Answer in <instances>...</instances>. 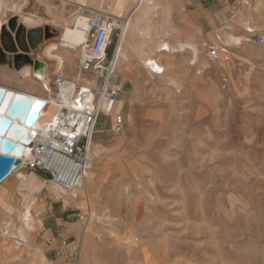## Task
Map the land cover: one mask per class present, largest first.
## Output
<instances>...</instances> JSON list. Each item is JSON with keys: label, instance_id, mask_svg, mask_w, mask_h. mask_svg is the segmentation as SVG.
I'll return each mask as SVG.
<instances>
[{"label": "rangeland", "instance_id": "1", "mask_svg": "<svg viewBox=\"0 0 264 264\" xmlns=\"http://www.w3.org/2000/svg\"><path fill=\"white\" fill-rule=\"evenodd\" d=\"M63 1L54 6L58 11L70 4ZM73 1L79 3L67 6L70 14L83 9L86 0ZM261 2L242 0L237 6L241 28H255L252 34L232 30L239 45L222 44L225 52L219 49L214 59L205 50L218 44L232 18L182 55L160 56L164 70L153 76L140 60L154 41L164 39L154 15L165 9L162 0H142L138 7L133 0L130 13L122 6H90L121 13L127 25L134 12L146 15L129 39L136 45L132 55L126 53L129 62L120 69L122 130L116 133L112 117L100 114L92 138L98 147L88 189L93 198L78 192L65 208L62 200L71 194L62 193L47 174L24 166L16 170L21 177L12 175L0 184V264H264ZM10 4L3 0L2 10L16 17L23 4ZM28 22L23 18L18 25ZM255 36L262 37L259 44ZM57 52L65 61V80L83 86L92 79L78 71L77 55L68 46L59 45ZM52 89L50 98L59 100ZM52 108H47L50 115ZM37 184L41 191L33 187ZM79 212L85 221L78 219ZM14 239L25 241L30 251L14 250Z\"/></svg>", "mask_w": 264, "mask_h": 264}, {"label": "built area", "instance_id": "2", "mask_svg": "<svg viewBox=\"0 0 264 264\" xmlns=\"http://www.w3.org/2000/svg\"><path fill=\"white\" fill-rule=\"evenodd\" d=\"M7 1L13 5L18 0ZM75 9L71 15L72 25L69 28L81 35L83 42L71 50L77 53L78 71L92 79L84 82V87L77 85L73 89L69 98L70 109L59 105L60 98L59 100L50 98L52 88L59 92L57 87L64 80L60 73L54 76L49 90L43 87L44 98L33 95L45 101V108L53 107L54 113L32 136L31 142L27 145V154L24 155V163L25 170L30 173L47 174L62 193L72 194L76 198L77 193L84 188L86 173L91 165L90 148L100 114L112 117V129L116 133L122 130L124 118L121 113L114 112V106L121 92V75L117 59L120 57V42L126 23L122 17L111 15L106 10ZM261 41V36H255L256 44ZM222 44L206 45L205 50L210 59L218 57L219 49L225 52ZM154 73L156 75L158 71ZM63 109L66 111L64 114ZM85 216L79 212L77 217L80 221H85ZM25 245L23 240L13 241L14 250L24 248Z\"/></svg>", "mask_w": 264, "mask_h": 264}, {"label": "crops", "instance_id": "3", "mask_svg": "<svg viewBox=\"0 0 264 264\" xmlns=\"http://www.w3.org/2000/svg\"><path fill=\"white\" fill-rule=\"evenodd\" d=\"M33 1L39 5L47 6L48 10L42 14L43 16L39 18L34 17L35 21L29 27L26 26L27 30L42 28L46 25L56 30L59 28L62 29L63 27H70L72 25V14H70V11L72 9L70 10L69 8L70 11L67 12V6L72 5L76 7L77 3H79L78 1L66 0L67 2L69 1L68 3L70 4L65 6L64 12H61L58 11L56 8L60 6L63 0ZM2 2L3 0H0L1 30L2 27L6 26L8 22L7 20H9L11 17H14V13L11 16H5V11H3L1 7ZM241 2L242 0H162L161 5L164 6L165 9H157V11L154 13V15L156 16L157 24L162 27V31L160 34L161 36L159 35V38L163 37L164 33L169 32V35L166 37V40L171 47L170 54L173 53L177 55H182L186 52V50H190L189 47H191V45L199 42L202 44V42L207 36V31L208 33L220 32L223 23L237 16V12L239 10L236 9ZM100 4L104 6L108 5L109 7H115V9L118 6H122L121 8H124V11L126 10L127 13H130L134 5L133 0H101L98 2H96L95 0H86L82 4V10L100 11V9L90 8V6L92 5ZM54 6H56V8ZM177 10L181 11L179 15L176 14ZM137 12L138 11L134 12L128 19V24H130V22H133V25H131L130 28H134V30H137L138 24L140 23L142 18L146 16ZM20 18L21 17H19V21L21 23L23 18ZM134 30H132L131 34H129V39L133 37L132 35ZM176 36L178 37V41L176 44H174V37ZM55 42L56 40L43 42V44H41L37 50L30 52L27 57L31 61V63L22 62L20 64H14L13 56L24 54H22L18 49L15 53H6L2 50L1 54L3 55V61L2 63H0V87H5V89L7 90L11 89V91L13 90L16 92H29L34 96L36 94V96L38 95L39 97L44 98L45 95L41 94V91L36 87L38 84H34L30 81V75L35 70L34 64L36 62L46 66L45 68H49L51 63L55 62L56 64V56L58 54L61 55V52H54V55H49L47 51H45L47 50L49 45ZM120 45L121 54L125 51L127 55H132L130 48L128 47V42L124 43L123 41ZM126 47H128L127 50ZM180 47H184L185 49L181 52L178 50ZM164 63L168 65L167 61ZM169 64H171V62ZM117 67L119 68V73L122 78L123 75L120 71L121 65H117ZM162 69L164 70V68ZM57 73H59V71L56 69H54L52 72L49 71L48 75L50 77V81L53 82L54 76ZM156 75L160 74L158 73ZM26 82L32 83L35 86L27 85ZM30 88H32L33 90H29ZM17 169L18 168H16V170ZM16 170L14 171V173H12V175L19 176L21 173H17L18 171ZM21 176L22 175H20V177ZM6 187H9V183ZM7 192L8 191H6L4 194H7ZM66 206H69V204H67Z\"/></svg>", "mask_w": 264, "mask_h": 264}, {"label": "bare ground", "instance_id": "4", "mask_svg": "<svg viewBox=\"0 0 264 264\" xmlns=\"http://www.w3.org/2000/svg\"><path fill=\"white\" fill-rule=\"evenodd\" d=\"M18 1L20 2V0H18ZM139 2H140V4H139ZM21 3L23 4V5H21V8H18L16 10V13L18 14L16 17V21L20 22L18 17L25 18L26 20H29L28 26L33 24V21H35L34 17L39 18V17L43 16L42 14L45 11L48 10L47 6L39 5L36 2H34L33 0H21ZM148 3L151 4L150 1H148ZM62 4H65L64 1H62ZM141 4H142V0L141 1L135 0V6L136 7L141 6ZM259 7L264 9V2L259 3ZM237 13H239V12H237ZM117 16L122 17V14L120 13ZM125 23H126V27L124 29V34L122 36L120 44L123 42V39H124V43L126 42L127 39L129 42V36H130L129 34H131V31L134 30V28L133 29L130 28L131 25H133V22H130V24H128V25H127V22H125ZM241 23H243V22L240 20V14H239L236 17H234L233 21L229 22L225 27H223L222 31L219 33L223 38L219 37L220 35H218V37H219L218 38V44H222V43L227 44L228 43L230 45L231 44L239 45L240 39L234 38L232 36V33L235 30H240L243 33H250V34L255 33V28L249 27L247 24H244L243 28H241L242 27ZM0 30H1V26H0ZM232 30H233V32H232ZM168 35H169V32L164 33V35H163L164 39L163 40L154 41L153 44H151V46L149 48V52L144 56V58L142 60H140V64H142V65L147 64V66H148L147 71H148V74L150 76L155 75L154 71L159 72L161 70V65L159 64V61H158L160 56H164L167 54L169 55L171 53L170 44L165 40ZM82 42H83V37L81 35L77 34L76 32H74L69 27H63L61 29L58 41L51 44V45L48 44L49 46H48L47 50H45V51H47V53L49 55H54V52L58 51L59 45L64 44V45L68 46L70 49L71 48L76 49L78 46H80L82 44ZM129 45H130L131 50H133L136 46L134 42H129ZM215 45H217V44L215 43ZM178 50L182 52L184 50V48L180 47ZM152 52L157 54V56L150 57ZM76 55H77V53H76ZM121 56H122V58H121ZM56 58H57L56 64H55V62L51 63L49 68H45L46 66H44L43 64H39L38 68L36 70H34L32 72V74L30 75L31 76L30 81L32 83L38 84L40 86L41 94L45 93V90L43 87H45L46 90H49V88L52 87L53 82L50 81V77L48 75L49 71L52 72L54 69H56L59 71V73L61 75H63V76L65 75L63 72V69L65 68V61L61 60L58 57V55L56 56ZM117 61H118L117 65H123V64H126L129 62V59H128V61L126 59V52L124 51L121 54V45H120V57L117 59ZM204 66H206V64H204ZM118 71H119V68H118ZM34 78H36L38 80H36ZM79 79H81V77L79 75H77L76 81ZM86 81H85V83H86ZM76 86H77L76 83L70 82V81L64 79L63 82L57 87V89L59 90L57 95L60 98L59 105H61L63 108H65V109L71 108V100L69 98H70V95L72 94L73 89ZM81 87H84V86H81ZM1 88L5 92L9 93L8 96L10 98H11L12 94H19L22 96L31 97L32 103L29 104V106H28L29 109L32 108L34 101H36V100L44 101L40 98L33 97V95L30 94L29 92L28 93L27 92H16L13 90L11 91V89H9V88H8L9 90L5 89V87L4 88L1 87ZM35 96H36V94H35ZM121 107H122V104L118 101L114 106V112H117L118 109H120ZM48 118L50 120L51 115L47 111V108H45L43 106L42 109L39 111L38 119L36 120L35 124L32 127H26L23 125V121L21 119H15V120L8 119L5 115V108L0 109V137L10 138V139L14 140L15 143H18L22 146L21 154H18L14 151L11 152V155L15 158V165L11 171L10 176L12 175V173H14L16 168H20V167L24 166V155L27 154V145L31 142L32 136L36 134V130L38 128H40V126L42 124L49 121V120H46ZM16 127H19V129H20L19 134L17 133ZM90 153H91V158L93 160V157L98 153V147L93 144L90 148ZM92 167L93 166L91 164L89 170L86 173V177H85V181H84V191H80V192H82L85 196L89 195L93 198L92 194H90L88 192V189L92 186V184L94 182V178H95V173H94V170ZM7 178L4 179L1 183H4L7 180ZM40 184L33 185V187L37 186V188H38L37 191H41L42 189H41ZM73 200H74V198H73L72 194H71V197L69 199H63L62 200L63 207H65L68 203L72 202ZM92 202H95V199L92 200ZM88 208L91 210L92 209L91 205H89ZM24 249L26 251H30V247L27 245H25ZM14 255L16 257V254H14ZM11 257H13V256H11ZM40 259H41V257H40Z\"/></svg>", "mask_w": 264, "mask_h": 264}, {"label": "water", "instance_id": "5", "mask_svg": "<svg viewBox=\"0 0 264 264\" xmlns=\"http://www.w3.org/2000/svg\"><path fill=\"white\" fill-rule=\"evenodd\" d=\"M57 36V30L47 25L42 28L27 30L23 24L18 25L16 17H11L6 26L2 27L0 31V63L3 61L2 50L6 53H15L17 49L24 55H14L13 63H31L27 55L37 50L43 42L55 40ZM38 66L39 63L36 62L34 64L35 70ZM60 79L59 76L58 80ZM8 95L9 93L0 87V109L5 108V115L8 119H21L24 126L32 127L38 119L39 111L45 105V102L36 100L33 102L32 108L29 109L28 106L32 103L31 97L12 94L10 98ZM65 112L63 109L62 114ZM16 128L19 134L20 129L19 127ZM12 151L21 154L22 146L10 138L0 137V183L10 176L15 165V158L11 155ZM25 166L24 163L23 169H25Z\"/></svg>", "mask_w": 264, "mask_h": 264}]
</instances>
